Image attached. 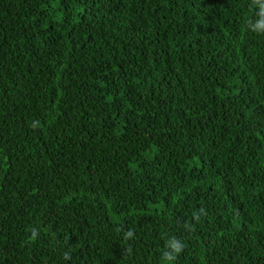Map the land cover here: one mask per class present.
<instances>
[{
	"label": "trees",
	"instance_id": "trees-1",
	"mask_svg": "<svg viewBox=\"0 0 264 264\" xmlns=\"http://www.w3.org/2000/svg\"><path fill=\"white\" fill-rule=\"evenodd\" d=\"M262 8L0 0V264H264Z\"/></svg>",
	"mask_w": 264,
	"mask_h": 264
},
{
	"label": "clouds",
	"instance_id": "clouds-1",
	"mask_svg": "<svg viewBox=\"0 0 264 264\" xmlns=\"http://www.w3.org/2000/svg\"><path fill=\"white\" fill-rule=\"evenodd\" d=\"M262 12H264V8H262ZM33 235H35V233H33ZM132 233L129 232L128 233V237H131ZM169 247L172 249L171 252H165L164 256L166 259L168 260H173L175 259V255L179 254L182 251V244L177 241L175 238H173L170 242H169Z\"/></svg>",
	"mask_w": 264,
	"mask_h": 264
}]
</instances>
